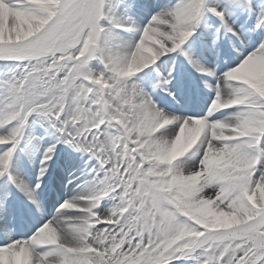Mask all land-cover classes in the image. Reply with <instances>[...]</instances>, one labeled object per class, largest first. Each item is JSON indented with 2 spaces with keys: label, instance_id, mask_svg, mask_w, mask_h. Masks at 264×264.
<instances>
[{
  "label": "snow or ice",
  "instance_id": "obj_1",
  "mask_svg": "<svg viewBox=\"0 0 264 264\" xmlns=\"http://www.w3.org/2000/svg\"><path fill=\"white\" fill-rule=\"evenodd\" d=\"M134 8L135 0H0V219L9 186L42 209L57 144L95 161L83 189L25 234L0 225V264H264V40L236 49L217 72L183 46L207 13L220 22L217 39L238 35L224 0H167L142 24ZM255 28L264 29V11ZM177 52L213 78L201 114L177 115L153 99L157 89L175 96ZM162 58L172 61L167 74ZM40 121L55 142L42 149L33 183L12 161Z\"/></svg>",
  "mask_w": 264,
  "mask_h": 264
},
{
  "label": "rangeland",
  "instance_id": "obj_2",
  "mask_svg": "<svg viewBox=\"0 0 264 264\" xmlns=\"http://www.w3.org/2000/svg\"><path fill=\"white\" fill-rule=\"evenodd\" d=\"M166 2L167 0H135L133 15L136 17L137 22L142 24L146 22L151 12L157 9L158 5ZM224 2L229 8V23L233 25L238 35L222 32L217 39L215 28L219 26L220 22L214 15L207 13L194 35L190 37L183 46L186 51H190L200 62H205L208 65L211 59L215 58L214 53L217 49L225 48L227 50L231 47V44L240 47L241 43H243L247 50H251L261 40H264V29L255 28V21L258 13L264 11V0H251V7L245 3V0H224ZM214 39L216 41L215 44H213ZM227 54V62L222 63V58L221 62H219V68L216 65L213 66L211 63V66H213L212 68L217 72L222 71L227 64L235 62V56L232 53ZM169 55L173 57L176 62V71L173 73L174 79L170 85V88L175 90V96H169L162 90L157 89L155 92L157 99L163 103L164 107L168 106L170 112L177 113V108L181 107L184 115L201 114L206 110L208 101L214 93L211 88L205 87L202 88V93L195 94L196 77L197 75L202 76L203 79L207 80L209 83H212L213 78L194 71L187 63L184 56L179 52ZM162 61L163 63L158 62L159 71L161 74H167L172 65V61L168 58H163ZM152 75L155 76L153 73ZM141 78H143L142 75ZM47 132L50 135L51 131L45 126L43 121L28 125L22 135L29 137V140L19 144L14 152V155L18 154L20 151L28 155L27 157L23 156L25 161L20 163V167L27 179L33 183L40 169L41 154L39 153L38 146L42 145L44 148V146L47 147L50 143L55 142L54 135L51 137L53 140L49 139L48 141V139L45 138ZM5 147L4 145H0V152H2ZM28 149L29 151H27ZM56 149V155L50 162V164L53 163V169L42 178L43 182L41 186L44 191L48 192V197L43 200L39 198L42 202V209H40L39 212L40 215L41 212L50 214L55 210L56 204L74 194L76 191L82 190L84 182L91 179L89 170L95 167V161L91 160L87 153L76 151L71 146L64 143L60 149H58L56 145ZM30 157L37 161L38 166L31 165ZM56 166L57 170H55ZM59 170L61 172L58 173ZM60 181H64V183L71 182L76 185L70 187L62 194L58 190H52L57 187V185L61 184ZM12 200L13 197L9 195V208L6 218L10 219L11 217H9L8 214L15 212L18 208L21 209L23 213L22 217L24 220L26 219V221H22L15 225V220L12 218L9 224L15 232L17 231L22 235L25 234L37 220L35 221L33 212L28 210L26 205H21L19 207L13 204L11 205ZM15 215L16 212L14 213V216ZM0 239H2V232H0ZM173 264H192V261H174Z\"/></svg>",
  "mask_w": 264,
  "mask_h": 264
},
{
  "label": "bare ground",
  "instance_id": "obj_3",
  "mask_svg": "<svg viewBox=\"0 0 264 264\" xmlns=\"http://www.w3.org/2000/svg\"><path fill=\"white\" fill-rule=\"evenodd\" d=\"M236 49L247 50V48L245 47V45L243 43H241V46L240 47L231 44V47L228 48L227 50L225 48L224 49L223 48L217 49L216 52L214 53L215 54V58H212L211 59V62H210L209 65L207 63H205V62H200V63L206 65L209 68H212L214 65H216L219 68V66H220L219 62H221L222 58H223L222 63L223 62L226 63L227 60H228L227 57H226V56H228L227 53H232L235 56ZM4 63L5 62L0 61V66H2ZM7 63L9 65L13 66V67L15 66V62L9 61ZM211 63H212L213 66H211ZM152 68L155 69L156 68V65H153ZM148 71H149L148 69H145L144 70V72H148ZM144 72H142V73L139 74L140 78H141V75L144 76ZM153 74H155V72H153ZM204 81L205 80L203 79L202 76L197 75V77H196V86H195V89H194V93L195 94L202 93L203 92L202 91V88H205ZM153 99H154V101H156V103L159 106L163 107L165 109V111H170L169 110L170 108L168 106L167 107H164L163 106V103L160 100L157 99V95H155V93L153 94ZM175 114H177V115H184L181 107H178L177 108V113L175 112ZM165 127H168V126H165ZM22 136H23V138L20 140L19 144L23 143L24 141L29 140V137H27L26 135H22ZM52 136H53L52 132H50V135H49L48 132L45 134V138H47L48 141H49V139H52L51 138ZM19 144L17 145V148H18ZM62 145H63V143L57 144V148L60 149ZM38 149H39V153L41 154L42 149H43V146L42 145H39L38 146ZM27 151H29V149ZM23 156L27 157L28 155L22 153V151H20L16 155H14L13 161H12V170L14 172L18 170L17 167H16L17 164L20 165V163H23V161H25V159H23ZM30 163H31L32 166H36L37 165V161L34 158H31V157H30ZM52 169H53V163H51L49 165V169H48V172L47 173H50L52 171ZM55 170H57V166H56V169ZM19 171L27 179V177L24 175L23 171L21 170V167L19 168ZM59 172H61V171L59 170L58 173ZM60 183H61L60 185H57V187H55L52 190H54V191H57L58 190L62 194L65 191H67L70 187H74L76 185L75 183H71V182L64 183V181L63 182L60 181ZM7 190H9V192H11L9 195L11 197H13V200L11 202V205L13 204V205H16L18 207L21 206V205H26L27 209L28 210H31L33 212V216L35 217V221L36 220H39L41 218V215L39 214L40 209L38 210L29 200H27L23 193H21L20 191H18L14 186H9ZM47 197H48V192L47 191H44L42 189V186H41V189L39 190V198L43 200V199H46ZM15 212H16V215L14 216V213ZM15 212H12V213L8 214V216L11 217L10 219L9 218L0 219V225H3L4 223H7L8 226L10 227L9 222H10V220L12 218H13V220H15V225L17 223H21L22 221H24V222L26 221V219L24 220L23 217H22L23 216V213L21 212V209L20 208H18ZM15 233H16L17 236L20 235V233L17 232V231Z\"/></svg>",
  "mask_w": 264,
  "mask_h": 264
}]
</instances>
